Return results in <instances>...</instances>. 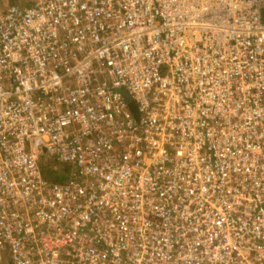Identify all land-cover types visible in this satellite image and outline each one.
Here are the masks:
<instances>
[{
  "label": "built area",
  "instance_id": "1",
  "mask_svg": "<svg viewBox=\"0 0 264 264\" xmlns=\"http://www.w3.org/2000/svg\"><path fill=\"white\" fill-rule=\"evenodd\" d=\"M0 264H264V0L0 9Z\"/></svg>",
  "mask_w": 264,
  "mask_h": 264
},
{
  "label": "trees",
  "instance_id": "2",
  "mask_svg": "<svg viewBox=\"0 0 264 264\" xmlns=\"http://www.w3.org/2000/svg\"><path fill=\"white\" fill-rule=\"evenodd\" d=\"M51 161L53 160H49V162L44 164V173L49 177V179L53 181H61L66 179L69 167L67 165Z\"/></svg>",
  "mask_w": 264,
  "mask_h": 264
},
{
  "label": "rangeland",
  "instance_id": "3",
  "mask_svg": "<svg viewBox=\"0 0 264 264\" xmlns=\"http://www.w3.org/2000/svg\"><path fill=\"white\" fill-rule=\"evenodd\" d=\"M9 2H10V4H13L15 2V0H4V1L0 0V9H3L5 6H7L9 4ZM53 161H51V162H53ZM46 162H49V161L47 160Z\"/></svg>",
  "mask_w": 264,
  "mask_h": 264
},
{
  "label": "crops",
  "instance_id": "4",
  "mask_svg": "<svg viewBox=\"0 0 264 264\" xmlns=\"http://www.w3.org/2000/svg\"><path fill=\"white\" fill-rule=\"evenodd\" d=\"M3 1H4V0H3ZM11 3H12V2H11ZM8 5H10V2H9V4H8ZM8 5H7V6H8ZM7 6H5L4 8H6Z\"/></svg>",
  "mask_w": 264,
  "mask_h": 264
}]
</instances>
